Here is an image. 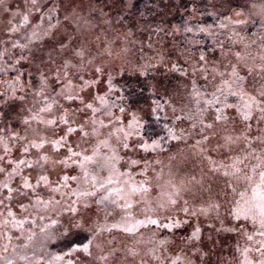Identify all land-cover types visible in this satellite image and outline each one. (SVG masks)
Masks as SVG:
<instances>
[{"label": "snow or ice", "instance_id": "obj_1", "mask_svg": "<svg viewBox=\"0 0 264 264\" xmlns=\"http://www.w3.org/2000/svg\"><path fill=\"white\" fill-rule=\"evenodd\" d=\"M2 3L3 0H0V4ZM30 3L31 9L39 10L41 7L38 0H30ZM259 7L261 11L258 14L264 17V3H261ZM255 8L257 5L253 4L248 11L249 16L257 14L253 11ZM31 9L27 14H22L25 25L30 23ZM53 11H55L54 8L49 9L50 13ZM235 15L240 18L237 23L247 22L243 19L244 11H237ZM65 19H71L78 28H87L91 31V21L86 17L73 12L71 17H65ZM42 25L43 20L36 27L41 28ZM261 27H264V20H262ZM202 31L204 30L202 29ZM36 34V31H33L32 35L36 36ZM101 44L103 46L96 49L95 55L92 54V49L87 42L71 48L70 55L65 58L60 67L55 69L54 80L50 81L47 74L41 73L39 95L43 99L37 111L32 112L29 109L30 115L23 118L25 127L22 132L24 134L12 132L7 138L0 137L3 151V155H0V162L10 156L12 148L9 145L13 141L21 142L20 147L23 153L31 154L34 157L31 163L18 157L15 161L9 159L6 165H0V173H7L4 183V188L7 189L5 199L12 200L13 194H18L30 201L29 205L21 204L20 219H17V213L10 210V206H6L8 217L0 223V229H7L11 225L13 228L22 230L26 221L23 213L28 212L29 206L48 211L60 204L54 195L45 199L41 189L49 193H61L63 189H69L71 195L77 197V200L69 204L66 209L69 215L62 220H51L49 217L51 224L41 225L40 233L43 243L56 239H68L81 232L90 233V238L85 236L83 240H71L66 245L69 250L64 255L72 256L79 253L85 257L83 264H91L87 258L95 257L94 248L103 252L102 243L97 239L99 234L97 225L91 222L87 215L82 214L90 208L88 198L98 197V201L93 202L99 203L107 201L115 203L116 198L121 200L136 199L138 203H144L153 215L159 217L155 219L145 215V219L137 221V224L142 227L152 225L154 230L156 228L171 230L183 226L186 221L177 217V211L183 212L185 216L197 215L196 212L190 211L187 200H183V204H180L183 199L181 186L174 184L171 179L164 181L161 173L154 176L149 175L150 171H155L152 167L153 161L143 156L139 159H132L128 156V150L137 147L146 153L155 152L164 137L149 135L142 118L132 114L129 122L125 115L126 108L123 105L109 103L114 85L113 77L107 71V66L112 64L116 58L123 60L129 50L126 46H119L115 39L101 41ZM21 47H26V45H21ZM221 56L220 63L224 64L226 60L229 68L220 70L213 63L211 71H209V61L204 54H201L197 61L200 66L197 67L194 64L192 71L193 73L200 72L205 80L209 75L214 80L219 79L215 85V91L211 94L212 99L207 103L212 107L216 105H220V107L216 108L213 122L205 124L204 127L211 129L226 123L228 109L235 110L240 120L244 122V130L238 136L232 135L225 129L226 134L221 137L224 143L218 146L232 150V146L238 142L247 145V154L244 157L234 156L231 158V163L222 164L221 167L224 168L225 176L233 177L236 182H244V190L239 192V200L234 197L233 206L228 210V214L235 220H244L251 224L252 231H245L243 235L247 241H255V244L244 247L242 255L245 260L243 264H264V54L260 55L259 64L250 63L246 51L232 52L234 58L232 59L228 58V54L222 48ZM89 69L93 70V78L84 80L83 73L88 72ZM241 72L245 74L241 75ZM253 74L258 75L259 80L254 79L249 83L247 78ZM74 79H79L83 83L73 84ZM56 82H60L61 85L60 91L56 92V97L69 101L67 108L60 103V99L47 95L50 87L55 91ZM249 88H252L253 91H249ZM94 89H98V91H94ZM99 92L104 94L100 95ZM230 97L236 98L237 102L230 103ZM76 101L79 103L73 109L72 103ZM114 107L118 108V112L113 110ZM84 117L87 119L85 120ZM33 122H35V126H33ZM252 122L255 123L258 134L251 132ZM165 127L167 128V126ZM192 127L195 128L196 125L193 124ZM167 136L171 139L181 138L172 128H167ZM208 139V136L202 137L203 142ZM200 143L198 142V145ZM84 145L91 146L90 154L89 148ZM102 149L107 151L102 152ZM121 152H124V155H121ZM249 158L257 161L252 165L250 171L246 170L248 165L245 164ZM155 163L161 162L156 160ZM13 165L15 167H12ZM73 166H75L73 170L79 169L77 174L60 176L64 168ZM23 167L39 169L34 177L35 183L32 182L33 177L24 175ZM57 169L59 171H56ZM54 171L59 177L56 180L51 179V174ZM104 172H107V175H103ZM14 175L20 176V184L16 187L7 182L12 180ZM136 176H140L142 179L137 180ZM70 180L76 183L75 189L71 188ZM85 184L87 187H84ZM114 185H119V187H114ZM156 189H159V193L153 196ZM232 191L236 192L237 189L234 187ZM64 194L66 195V193ZM33 196L35 197L34 202H32ZM82 197L84 199H81ZM75 203L82 204L83 208L74 207ZM0 204H3V200H0ZM219 207L220 205L216 203L210 205L212 210H218ZM63 211L59 213L60 216H63ZM208 211L209 208H201L199 214L207 215ZM163 221L169 222L163 223ZM51 225L56 227L53 228ZM124 231L135 233L138 229L136 224H133L131 227H125ZM199 233L200 229L197 226L191 239L198 240ZM34 235L35 233L29 235L27 239L32 240ZM256 237L262 239L256 240ZM9 243H11L10 238ZM167 243V239L161 240L159 246L163 247ZM7 251L8 249L5 247L4 252ZM152 251L155 254L156 249L154 248ZM253 251L256 255L250 256L249 254ZM131 254L136 255V252L133 250ZM21 258L27 260L26 256ZM99 258L105 261L108 259L105 255H101ZM156 258L159 259V256ZM63 259L64 257L56 255L49 260L48 264H54L55 261ZM3 260L5 264H14V261L8 257H3ZM68 264H72V262L68 261ZM171 264H177V261L174 259Z\"/></svg>", "mask_w": 264, "mask_h": 264}, {"label": "trees", "instance_id": "obj_2", "mask_svg": "<svg viewBox=\"0 0 264 264\" xmlns=\"http://www.w3.org/2000/svg\"><path fill=\"white\" fill-rule=\"evenodd\" d=\"M170 1L171 3H169ZM257 1L264 3V0ZM102 2L105 3L104 0L97 1L98 5ZM117 4L115 10L111 12L110 22L103 26L105 38L111 40L112 33L108 34V32L118 31V27L121 25V29L126 32H134L138 29L141 39H134L138 49V52H133L135 61H138L137 65L112 63L107 67V71L113 77L114 85L109 103L123 105L126 108L125 114L130 113L131 117L132 114H136L142 118L149 135L164 137L160 141V147L155 152H151L156 156L174 152L179 146L186 147L187 144L193 145L198 142H201L200 144L207 143L209 139L203 142L202 137L211 136L205 133L203 135L204 125L214 119L216 108H219L220 105L209 106L207 101L212 99L211 94L215 89L191 70L194 64L198 66L197 61L201 54L206 56L209 63L213 60H220L222 48L227 54L241 49L253 53L264 52V27H261L264 17L258 14L260 12L254 11L255 9L253 11L257 14L248 15L253 0H117ZM39 9L41 14H46V5ZM237 11L245 12L244 17L247 22L234 28L228 24L227 20ZM21 30L23 33L13 36V39L15 38L13 43L8 45L7 39L0 41V82L6 84L13 82V78H18L20 85L30 86L26 87V92L21 98L35 100L36 103L30 105V108H27L28 105L21 107V112L28 111L19 116L16 115V117L13 102L17 97L3 100L6 95L5 90L0 89V137L4 138H7L11 131H22L25 127L23 118L28 116L29 109L34 108V112L37 111L41 106L39 101L43 99L39 95V82L48 60L42 63V52L38 48L39 41L30 39V33L28 36L25 34V27ZM14 44L17 46L14 47ZM21 45H26V47H21ZM154 58L161 59L163 63H160L158 59L154 60ZM150 60H154L152 64L149 62ZM117 70L120 72L119 74H117ZM27 81L30 83L29 85H27ZM2 87L5 88V85ZM19 91H23V89H19ZM31 93L35 99L30 96ZM54 94L52 88H49L47 95L55 98ZM229 102L236 103L237 101L236 98L230 97ZM202 109L204 111H201ZM113 110L118 112V108L114 107ZM204 117L208 120H205ZM182 122L189 126L196 125L194 134L191 133L189 142H185L186 145H183L182 139H171L167 136V128L174 129L177 134V129ZM19 133L24 134L23 132ZM18 154L19 157L22 156V152ZM34 172H36L35 169ZM36 173L34 174L36 175ZM34 174L32 173L35 177ZM5 175L7 176L6 173ZM17 178L20 179V177ZM14 179L16 181V178ZM2 191L0 185V192ZM211 191H213L210 193L213 198L209 199L208 203L213 204L222 198L220 185L216 192L214 189ZM41 193L45 199L49 197L42 190ZM234 197L239 200V192H236L232 198ZM34 201L35 197L33 196L32 202ZM202 202L204 203V201ZM22 203L29 205L30 201L23 196L17 198L14 195L12 200L5 202V208L0 211V214L7 218L8 209L6 206H10V210L17 213V219H20L22 209L19 212L18 204ZM231 204L233 205V199ZM40 209L29 206L28 212L23 213L26 221L23 229L20 230L21 234L30 230L32 235L35 233L34 241L42 237L40 229L34 230L35 226L43 225L41 221L49 220L48 216L43 214ZM214 211L217 214L218 210ZM228 218L223 229L226 239L223 244L221 243L222 251H219L212 239L204 238L207 240H203L202 235L206 229L216 234L215 228L213 231L207 228L208 223H198L200 233L199 239L195 241L191 239L192 229L189 232L179 229V237L184 239L186 245L179 248L177 264H241L242 256L239 255V247L231 245L237 241L234 232L238 227V221L230 215ZM2 219H0V223ZM168 222L165 221V223ZM13 229L11 225L7 229H0V239L3 237V233L9 236ZM164 232L167 233V229L163 228ZM85 236L90 238L91 234L81 232L77 236L56 239L40 247H35L33 246L34 242H30L22 247L11 246L7 252L0 248V264H5L3 257L12 259L14 264H40L43 261L49 262L56 255L65 258L67 256L64 254L69 250L66 245L71 240H83ZM23 256H26L27 260L22 259Z\"/></svg>", "mask_w": 264, "mask_h": 264}, {"label": "rangeland", "instance_id": "obj_3", "mask_svg": "<svg viewBox=\"0 0 264 264\" xmlns=\"http://www.w3.org/2000/svg\"><path fill=\"white\" fill-rule=\"evenodd\" d=\"M97 1L98 0H38L41 6H47L46 14H41L39 12L40 9H31L30 0H3V3L0 4V41L1 39H7L8 42L6 43L8 45L10 43H13L15 40V38L13 39V36L19 33H23L21 29L25 27V34L28 36V33H30V39L39 41L38 48L41 50L40 52H42V63H45L48 60L47 64L44 66L45 69H43V73L49 76L50 81L54 80L55 69L60 67L63 64L65 58L70 55L71 48L87 42L89 47L92 49V54L95 55L96 49L103 46L101 44V41L107 40L105 38V35H103V32L105 30L103 26L110 22L109 18L111 17V12H113V10H115L118 5L117 0H104L105 3L102 2L100 5H98ZM169 3H171V1ZM253 4L257 5V8H255L254 11L260 12L261 9L259 5L261 4V2L253 0ZM50 8H54L55 11L50 13ZM30 9V23L25 25L22 20V14H27ZM73 12L79 14L80 16L86 17L91 21V31H89L87 28H78L71 19H65V17H71ZM50 15H52V17L49 19ZM37 18H39V21H37ZM238 19L240 18H238L234 14L232 17L228 18L227 21L228 24L232 25V27L237 28L240 25V23H237ZM243 19L246 20L245 17H243ZM42 20V27L37 28L36 26L38 24H41ZM121 28L122 26L119 25L118 31L112 32L111 30L108 32V34L112 33L111 40L115 39L116 43L119 46H126L129 51L123 60L118 58L114 59L113 64L133 63L134 65H137L138 61H135V55L133 52H138V49L136 48L137 42H135L134 39L140 40L141 34L138 29H136L134 32H126ZM33 31H36V36L32 35ZM97 37H99V39H97ZM237 51H243V49ZM246 52L249 55L250 63L255 62L256 64L260 63V55L264 54V52ZM220 58L222 59V57ZM228 58L234 59L232 57V52L228 54ZM155 59H158L160 63H163L161 59L154 58V60ZM154 60H150L149 62L152 64ZM220 60L211 61L208 66L209 71H211L213 63H215L217 68L220 70L229 68L226 60L224 64H221ZM199 66L200 65H198L197 67ZM191 72L193 71L191 70ZM119 73L120 72L117 70V74ZM196 74L200 76L201 79L205 82L210 83V86L213 89H215V85L219 82L218 78L214 80L211 75H209L208 79L205 80L200 72H196ZM244 74V72H241V75ZM83 78L84 80L92 79L93 70L89 69L88 72L83 73ZM254 79L259 80V76L253 74L251 76H248L247 78L249 83L253 82ZM104 82L106 84L107 81L105 80ZM82 83L83 81L79 79L73 80V84L80 85ZM6 84L0 82V89H4V93L6 94L3 100L15 99L17 97L13 102V107L15 109L14 115L19 116L26 113L28 110H24L21 112V107H23L24 105H28L27 108H30V105L34 104L35 102V100H27L21 98L26 92V87L30 86L25 87L23 84L20 85V81L18 78H13V82H7ZM29 84L30 83L27 81V85ZM4 85L5 88L2 87ZM54 87L55 98L60 99L56 97V92L60 91V82H56ZM19 89H23V91H19ZM94 91H98V89H94ZM249 91H253L252 88H249ZM99 94L103 95L104 93L99 92ZM30 96L33 98V93H31ZM39 102L41 103V101ZM60 103L63 104L65 108H67L70 102L60 99ZM78 103V101L72 103V108L75 109ZM32 112H34V108L32 109ZM27 114L28 116L30 115L29 112ZM125 115H127L128 121L130 122L132 118L130 116L131 114L129 113ZM84 118L85 120L87 119V117ZM204 118L205 120H208V118ZM101 119H104V117H101ZM213 120L214 119H212V121L206 122V124L212 123ZM184 122L179 125L177 129V136L181 137L180 139H182L183 145H186L187 143L185 142L188 141L191 133L194 134L195 129L192 127V125H186L184 124ZM105 123H107V120H105ZM252 124L253 126L251 132L254 134H258L255 123L252 122ZM33 126H35V122H33ZM225 129L227 130V132L231 133L234 136L240 135L244 130V122L240 120L239 116L233 109L228 110V121L223 125H217L216 127L211 129L204 127L203 135L205 133L211 136L209 137V141L205 144L198 145V143H195L193 145L187 144L186 147L179 146L175 149L174 152L164 155L158 154V156L154 155L151 152L146 153L139 147L128 150V156H130L132 159H139L141 156H143L153 161L152 167L155 169V171H150L149 175L154 176L157 173H161L164 181L171 179L174 184L181 186L183 188V191L181 192V196L183 197V199L180 201V204H183V200H187L189 202L188 207L190 211L196 212L197 215L185 216L183 212L177 211V217L185 220V225H183L182 228L179 227L171 230L167 229V233H163V228H156L154 230V226L152 225H148V227H142L137 224V221L145 219V215L152 216V218L155 219H158L159 217L153 215L144 203H138L136 199L121 200L119 198H116L115 203L111 201L99 203L93 202L98 201V197L88 198L90 202V208L82 214L87 215L89 220L97 225V230L99 233L97 239L102 243L103 248V252H101L99 249H93L95 257L87 258L91 261V264H171L172 260H179L177 257L180 251L179 248L184 244L186 245L184 239H180L179 237V229H184L185 232H189V230L191 229L192 231H194L197 226L199 227V222L208 223L207 228L212 231L214 228L216 229V234H213V232H209V230L206 229V231H204L202 235L203 240H207L204 238H210L219 249V251L223 250V245H221V243L223 244L224 239H226L223 235V229L224 224L227 223L225 221L229 219L228 210L233 206L231 204V201L233 199L232 197L234 194H236V192H241L244 190V182H236L234 181L233 177L225 176L224 168H222L221 165L231 163V158L234 156L244 157L247 154V145L243 142L234 144L232 146V150H228L226 148L218 146L224 143L221 137L226 134ZM12 132L19 133L22 131H11V133ZM73 139H75V137H73ZM20 143L21 142H15L9 145L12 148L11 154L3 162H0V165H6L9 159L15 161L19 157V152H22V156L19 158L26 159L29 161V163L32 162L34 157H32L31 154H24L22 148L20 147ZM93 143H95V141H93ZM84 147L89 148L90 154L91 146L84 145ZM101 151L106 152L107 150L102 149ZM0 155H3L2 146H0ZM121 155H124V152H121ZM125 158L127 159V156ZM156 160H159L161 163H155ZM256 163L257 161L255 159L249 158V160H246L245 164L248 165V168L246 170L250 171L252 165ZM14 166L15 165H13L12 167ZM74 167L75 166L64 168L63 172L60 173V176L62 177L65 174H77L79 172V169L75 168V170H73ZM89 167L91 168L92 166ZM241 167H243V165H241ZM35 170L36 172L39 171V169ZM56 171H59V169H57ZM56 171L51 174V179L53 180L59 178L56 175ZM137 171H139V169H137ZM36 172H34V168L23 167L24 175L33 177V183L34 176L32 175V173L34 174ZM103 175H107V172H104ZM6 177L7 176L5 175V173H0V185L3 189V191L0 192V200H3V204H0V211L4 210L5 202L7 201V199H5L7 195V189L4 188ZM17 177L20 176L14 175L13 179L7 182L13 187L19 186L20 179ZM14 178H16V181ZM136 179L140 180L142 179V177L136 176ZM69 184L71 185L72 189H75L77 187L76 183L71 180L69 181ZM219 185L222 193V198L218 200V202H216V204L220 205L216 214L215 211L210 208V205L212 204L208 203V200L213 198V196L210 194L213 192L211 191V189H214V192H216L219 188ZM84 187H87V185L85 184ZM114 187H119V185H114ZM234 187L237 189L236 192L232 191ZM41 190L46 196H50L53 194L55 196V199L60 201L59 205L54 206L48 211L40 209L43 214H46L48 218H51V220H62L64 217L69 215V213L66 211L68 205L77 200L76 196L71 195V191L69 189H63L61 193H49L46 190ZM64 193H66V195ZM158 193L159 189H156L153 192V196ZM13 195H15L17 198L20 197L18 194ZM81 199L84 198L82 197ZM202 201H204V203ZM129 204L131 205L130 207L127 206ZM73 206L80 209L83 208V205L80 203H75L73 204ZM18 207L20 212L22 209L21 204H18ZM201 208H209L207 215L199 214V210ZM62 210H64L63 216H60L59 213ZM191 218L192 220L190 221ZM0 219H2V223L5 220V217L1 215ZM41 222L43 223V225L51 224L50 220ZM163 223H165V221H163ZM133 224H136L138 231H136L135 233L124 231L125 227H131ZM36 226L34 230L40 229L41 225L38 224ZM51 227L55 228L56 226L51 225ZM245 231H252L251 224L247 221L239 220L238 227L234 232L237 241L231 245L239 247V255L241 254L242 256L241 264H243L245 260L244 255H242L244 247L246 245L255 244V241H247L246 237L243 235ZM20 234L21 231L16 228L12 230L9 236H6L3 233V237H1L0 239V248L4 249L5 247H7L8 249L11 246L22 247L30 242H34L33 246L35 247H40L45 244L42 242V237H39L35 241L34 239L28 240L27 237L29 235H32V232L30 230L21 235ZM214 235H217V237H214ZM9 238L11 239V243H9ZM165 239H167L168 243L163 247H160L159 241ZM260 239L262 238L256 237V240ZM256 246L258 247L259 245L257 244ZM154 248L156 249L155 254H153L152 251ZM133 250L136 252V255L131 254ZM101 255L107 256V261L100 259L99 257ZM249 255L254 256L256 255V253L253 251ZM157 256H159V259L156 258ZM84 259V256L76 253L75 255L65 257L62 261H55L54 264H68V261H71L72 264H83ZM40 264H48V262L43 261L40 262Z\"/></svg>", "mask_w": 264, "mask_h": 264}]
</instances>
